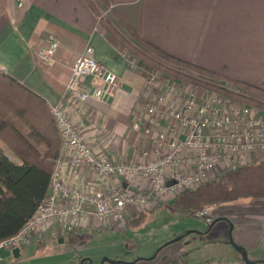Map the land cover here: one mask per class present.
Returning <instances> with one entry per match:
<instances>
[{"label":"crops","instance_id":"0c3cea01","mask_svg":"<svg viewBox=\"0 0 264 264\" xmlns=\"http://www.w3.org/2000/svg\"><path fill=\"white\" fill-rule=\"evenodd\" d=\"M104 1L143 40L161 51L223 77L264 89V0ZM49 33L56 37L58 47L53 65L46 66L35 54ZM86 46L92 48V56L100 65L118 77L113 96L107 102L70 101L64 94L70 69ZM125 55L127 51L106 32L98 16L83 0H24L22 8H17L16 0H0V72L39 95L48 107L60 105L71 122L79 127L93 154L113 161L138 160L140 151L150 146L141 132L144 103L150 100L152 93L145 90L144 73L131 69ZM87 83L90 88L89 79ZM180 100L177 93L166 95L159 108L176 106ZM6 155L19 163L15 157ZM258 161H264V152L240 156L238 166ZM62 177L67 184L83 192L96 193L101 188L96 184V173L86 167L73 169L64 165ZM134 188L151 193L146 181H137ZM172 198L159 200L150 194L144 206L127 210L124 220H110L104 226L92 220L64 228L54 221L43 224L25 237L17 259L9 256L0 261L16 264L20 257L25 256L26 261L34 256L38 261L50 259L45 264H79L81 261L92 264V261H80L81 258L89 260L90 256L82 254L78 248L79 236L90 238L97 233L111 236L127 230L136 225L130 223L132 217L143 213L144 219L146 213L160 209ZM220 209L215 214L220 219L216 222L218 228L214 229L213 225L209 231L199 232L200 240L192 247L201 260L196 256L190 258L189 250L185 252L178 247V255L184 256L171 263L239 261L237 250L226 235L229 227L232 243L244 249L249 261H264V198L228 204ZM67 230L79 238L73 246L63 237ZM34 246L46 247V252L38 255L36 250L30 249ZM132 261L129 264L135 262ZM106 263L110 264L108 261L103 264Z\"/></svg>","mask_w":264,"mask_h":264},{"label":"built area","instance_id":"2783aa9c","mask_svg":"<svg viewBox=\"0 0 264 264\" xmlns=\"http://www.w3.org/2000/svg\"><path fill=\"white\" fill-rule=\"evenodd\" d=\"M23 3L24 0H16L17 8H22ZM107 15L108 11L101 10L98 18ZM57 47L56 37L47 34L44 44L36 50V59L46 66L53 65ZM92 53V48L86 46L70 69L64 86V94L70 101L92 99L104 103L113 96L118 77L100 65ZM125 58L131 69L142 70L145 90L153 95L144 103L141 132L150 143L149 148L140 151L138 160L98 158L65 110L60 105L50 106L49 112L59 135L60 152L47 193L23 229L16 236L0 242L3 249L19 248L31 231L52 221L62 228L76 226L85 220H92L100 226L110 220L122 221L127 210L144 206L150 194L159 198L175 196L205 183L224 169L238 167L240 156L264 152L262 108L232 100L218 91L158 78L130 55ZM222 87L239 93L227 85ZM176 93L181 97L178 105L163 110L159 108L166 95ZM64 165L93 170L100 190L88 193L67 184L62 177ZM121 178H125L124 181ZM139 180L149 184L151 193L135 190ZM214 264L245 263L231 259Z\"/></svg>","mask_w":264,"mask_h":264},{"label":"trees","instance_id":"16d2710c","mask_svg":"<svg viewBox=\"0 0 264 264\" xmlns=\"http://www.w3.org/2000/svg\"><path fill=\"white\" fill-rule=\"evenodd\" d=\"M83 1L98 17L101 10L108 11L107 16L100 17V24L139 64L159 72L164 78L218 91L232 100L264 109V89L173 57L143 40L104 0ZM223 85L237 89L239 93L226 90ZM2 146L19 163L11 160ZM59 152V135L45 100L0 72V242L16 236L35 213L47 193ZM255 198H264V161L224 169L215 178L177 193L167 204L185 216L200 218L205 209ZM143 216L141 213L132 217L130 223H141ZM188 233L179 236L182 238ZM63 237L70 246L79 241L70 230ZM233 247L242 261L244 249L237 245ZM81 260L83 263L89 261ZM257 263L262 264L253 262Z\"/></svg>","mask_w":264,"mask_h":264},{"label":"rangeland","instance_id":"374dc122","mask_svg":"<svg viewBox=\"0 0 264 264\" xmlns=\"http://www.w3.org/2000/svg\"><path fill=\"white\" fill-rule=\"evenodd\" d=\"M137 71L142 72V70ZM152 72L158 78L162 77L159 72ZM2 147L6 154L14 158L6 147ZM157 198L159 200L167 199V197ZM221 206L224 205L205 209L201 213L202 217L196 218L185 216L181 212L173 210L168 204H163L160 209L146 213L140 224L131 226L127 230L112 233L111 236L103 233L93 234L90 238L83 235L79 236L80 241L77 246L82 254L90 256L89 262L92 261V264H103L104 261H108L110 264H129L133 262L132 260H135L133 264H171L172 261L180 260L184 256V254L178 255L176 251L178 247L183 248L185 252L189 250L190 258L196 256L198 260H201L200 254L194 253L195 250L192 247L200 240L199 232H207L213 225L214 229L215 227L218 228L219 224L216 223L218 218L215 214L221 211ZM230 230L231 227L226 230L227 236ZM180 232L190 233L182 239H177ZM30 249L36 250L38 255L46 252V247L42 246L39 248L34 246ZM27 256L30 257L31 255L28 254ZM25 258V256L20 257L16 264H45L50 261L46 258L38 261L37 257L34 256L26 261ZM0 264L4 263L0 261Z\"/></svg>","mask_w":264,"mask_h":264},{"label":"water","instance_id":"95a60500","mask_svg":"<svg viewBox=\"0 0 264 264\" xmlns=\"http://www.w3.org/2000/svg\"><path fill=\"white\" fill-rule=\"evenodd\" d=\"M180 237H178L177 239H179ZM228 241L229 243H231L232 245H234L231 241V238H230V232H229V235H228ZM236 246V245H234ZM11 256L13 259H17L19 257V248L16 247V248H13L11 250H6V249H3L2 247H0V259H5L7 257ZM241 257H242V261L245 263V264H253V262L249 261L247 259V256H246V253L245 251L242 252L241 254ZM262 264H264V261H260ZM79 264H82V261L79 263Z\"/></svg>","mask_w":264,"mask_h":264}]
</instances>
